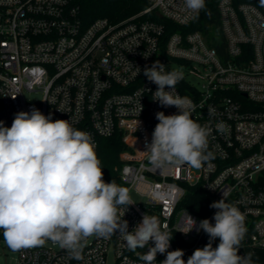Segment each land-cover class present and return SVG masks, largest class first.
<instances>
[{
  "label": "built area",
  "instance_id": "2783aa9c",
  "mask_svg": "<svg viewBox=\"0 0 264 264\" xmlns=\"http://www.w3.org/2000/svg\"><path fill=\"white\" fill-rule=\"evenodd\" d=\"M255 1L219 0L211 44L200 30L185 31L202 10L190 12L183 0H148L147 9L127 19L100 18L89 25L76 0H0V121L10 127L16 113L35 108L89 133L96 152L100 140L119 134L126 150L115 169L117 185L129 189L134 204L120 206L118 214L129 231L143 215H156L173 235L168 251L182 249L186 261L219 239L210 241L202 230L180 232L186 230L185 212L197 228L203 219L214 224L217 209L210 204L224 198L245 217L238 254L253 253L254 264H264V7ZM154 16L180 30L166 37L165 25ZM157 60L166 71L182 68L176 91L193 101L191 118L208 129L199 169H156L143 152L158 123L156 113H178L154 100L157 85L143 75ZM196 187L209 197L199 207L201 215L184 206L188 189ZM80 257L47 241L18 251L14 264H144L118 232L109 239L87 238ZM165 258L158 253L155 264Z\"/></svg>",
  "mask_w": 264,
  "mask_h": 264
},
{
  "label": "clouds",
  "instance_id": "9594fccd",
  "mask_svg": "<svg viewBox=\"0 0 264 264\" xmlns=\"http://www.w3.org/2000/svg\"><path fill=\"white\" fill-rule=\"evenodd\" d=\"M183 3L194 13L205 8V0ZM259 4L264 7V0ZM143 75L157 85L154 100L178 109L172 115L156 113L158 123L143 151L150 165L199 169L206 159L209 132L191 118L193 101L176 91L184 78L182 68L166 71L157 60L145 67ZM140 123L136 121L137 127ZM100 163L91 135L70 120H53L33 108L16 113L10 127L0 121V230L8 248L20 251L51 241L80 259L84 240L109 239L118 232L124 246L144 264H155L158 253H166L160 264H254L253 253L238 254L246 234L245 217L224 198L210 204L217 209L214 224L203 219L197 228L196 220L185 212L181 227L186 230L180 232L202 230L210 241L219 239L216 247L210 242L197 248L186 261L182 249L168 251L173 235L156 215H143L129 231L118 209L134 204L132 194L114 181L105 182ZM144 248V253L137 251Z\"/></svg>",
  "mask_w": 264,
  "mask_h": 264
},
{
  "label": "trees",
  "instance_id": "16d2710c",
  "mask_svg": "<svg viewBox=\"0 0 264 264\" xmlns=\"http://www.w3.org/2000/svg\"><path fill=\"white\" fill-rule=\"evenodd\" d=\"M81 8V19L85 25L92 24L93 21L100 18H106L110 21L117 22L127 19L135 14L142 12L149 6L148 0H76ZM235 4L241 3H255V0H234ZM219 0H206L205 8L202 9L197 19L185 31H198L203 32L209 42L213 44L216 38L211 28L215 30L218 27V10L217 5ZM154 20L160 24L165 25L166 37H169L176 31L180 30L179 26H175L170 22H166L162 18L154 16ZM219 51L224 53V44L219 45ZM126 150V146L121 140V136L116 134L112 138L100 140L97 150V156L100 160V166L103 173L110 182L114 181L119 183L117 171L115 170L120 166V154ZM209 197L205 192L199 188H189L184 206L192 213L201 215L199 207Z\"/></svg>",
  "mask_w": 264,
  "mask_h": 264
},
{
  "label": "rangeland",
  "instance_id": "374dc122",
  "mask_svg": "<svg viewBox=\"0 0 264 264\" xmlns=\"http://www.w3.org/2000/svg\"><path fill=\"white\" fill-rule=\"evenodd\" d=\"M17 257L18 251L10 250L3 240L0 243V264H14Z\"/></svg>",
  "mask_w": 264,
  "mask_h": 264
}]
</instances>
